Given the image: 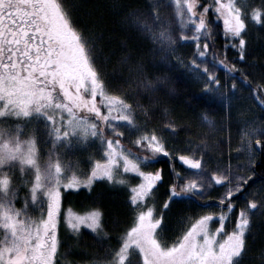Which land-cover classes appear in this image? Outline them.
I'll list each match as a JSON object with an SVG mask.
<instances>
[{
  "label": "snow or ice",
  "instance_id": "6c2138e0",
  "mask_svg": "<svg viewBox=\"0 0 264 264\" xmlns=\"http://www.w3.org/2000/svg\"><path fill=\"white\" fill-rule=\"evenodd\" d=\"M162 7L170 12L157 11ZM152 16L145 30L163 45L165 60L203 76L204 90L222 98L224 89H239L235 79L222 84L216 66L238 74L264 110V83L249 79L227 57L232 48L239 61L247 60L250 22L264 25V0H167ZM213 36H223L222 50L213 46ZM177 39L195 45L187 63L175 53ZM94 48L61 0H0V264H58L62 222L74 233L82 226L96 233L105 251L91 264H133V257L138 264H243L253 215H264V167L257 165L264 160V121L248 124L243 133L246 160L207 171L208 142L194 155L186 154L191 142L185 150L174 147L176 121L150 127L149 110L112 89ZM136 71L143 77L141 66ZM138 83L156 88L146 77ZM204 120L215 127L207 115ZM40 144L47 146L44 155ZM93 144L99 158L86 159L83 170L80 160L61 151ZM104 181L129 193L130 215L122 227L116 222L115 234L107 232L98 208L83 215L62 212V190ZM165 184L166 198L158 201ZM213 186L223 189L215 207L207 202ZM198 198L205 201L202 211L180 235L163 240L170 206Z\"/></svg>",
  "mask_w": 264,
  "mask_h": 264
},
{
  "label": "trees",
  "instance_id": "16d2710c",
  "mask_svg": "<svg viewBox=\"0 0 264 264\" xmlns=\"http://www.w3.org/2000/svg\"><path fill=\"white\" fill-rule=\"evenodd\" d=\"M61 2L95 44L94 54L112 89L126 96L129 103L138 100L149 110L146 120L150 127L158 128L169 119H174L179 125L174 147L185 150L191 142L192 151L186 154L192 155L196 146L207 141L209 144L206 149L209 153L207 160L213 163H224L234 155L239 137L236 113L208 98L206 92L184 70L161 65L153 55L150 42L126 22V12L141 7L146 0H61ZM253 3H258V0H254ZM218 23H221L222 27V22ZM212 40L216 50H222L223 36H213ZM247 40V60L239 61L236 50L232 48L227 50L228 60L246 71L249 79L256 83H264L259 79L264 75V25L250 24ZM217 58L224 59V56ZM137 66L143 68V77L156 81L155 90L145 89L138 83L143 77L136 71ZM219 70L220 75L227 73L235 82H241L238 74L232 76L220 67ZM158 77L166 79L157 81ZM205 115L212 119L217 129L213 131L206 128ZM141 116L143 123V114ZM257 165L264 167V160L258 159ZM164 193L165 191H162L157 195L158 200L164 199ZM219 193L220 190H216L209 196L207 202L213 207H215L213 201ZM128 194L126 189L113 187L106 181L96 182L90 190L64 192L62 205L65 209H74L79 213L100 209L107 232L115 234L116 222L119 221L122 227L130 215ZM203 203L205 201L198 198L172 204L165 213L161 238L171 241L180 235L189 225L190 219L202 211ZM60 239L58 264H91L93 260L103 258L105 248L98 241L96 233L84 229L70 237L61 234ZM246 239L248 252L243 264H264L262 256L264 222L252 228Z\"/></svg>",
  "mask_w": 264,
  "mask_h": 264
},
{
  "label": "rangeland",
  "instance_id": "374dc122",
  "mask_svg": "<svg viewBox=\"0 0 264 264\" xmlns=\"http://www.w3.org/2000/svg\"><path fill=\"white\" fill-rule=\"evenodd\" d=\"M166 2H167V0H146V2L143 5H141V7L137 8V9H130V11H127L126 15H125V20L129 25H131V27L133 29L138 31L142 37H144L146 40H148L150 42V44L153 47V55L157 58V61L161 65L165 66L166 68H174V69L184 70L186 72V74L189 75L197 84H199V86L201 87V89L204 92H206L208 98H210L213 101L218 102L225 109L233 110L236 113L237 124H238L237 126H239V129H238L239 132L237 134L239 137H238V144L236 146L234 155H232V157H229V159L224 163H216V162L213 163V162H211V160H209V159L207 160V157H206L205 159H206L207 163L204 164V167L207 171L216 170L217 168H224L229 164H231L232 166H235L238 161L243 162L247 158V153L245 152V149L243 146L244 145L243 133L246 131L247 125L253 124V123L258 125L261 121H264V110H262L260 108V106L257 104V102L251 97L250 89L246 85H244L242 82L236 81V84H237L238 89H239L238 92L234 93L231 91L230 88L224 89L228 93V95H227V97L222 98L214 92H207L204 90L203 81L205 78L203 76H197L194 73V71L191 70L190 68H186L183 65L178 64V63H173V61L171 59L165 60L163 58L164 55L166 54L165 51H162L163 45H161L158 40L153 38L150 31L145 30V25H148V26L152 25V23H153L152 12H153V9L155 8V6L158 4H160V5L165 4ZM246 2L253 3L254 0H246ZM157 11H160V12L167 14L170 12V9L162 7V8L157 9ZM253 23H255V22H250V24H253ZM174 27H178V25H175ZM214 28H215V26H214ZM187 34L191 35V33H187ZM173 36H174V38L178 37V32L174 31ZM195 51H196L195 45L191 42V40H188V41H183V40H179V39L176 40L175 53L181 59H183L185 61V63H187L191 58H193L195 56ZM209 56H211V52L209 53ZM209 67L212 68L213 65L209 64ZM216 71H217V75L219 76L220 70H219L218 65L216 66ZM220 77H221L222 84H227V85L231 84L232 79L230 77H228L227 73H225V74L223 73L222 75H220ZM204 124L206 125V128H208L210 130L214 131L215 129H217V125L215 123H214L215 124L214 128L209 127L207 121H205V120H204ZM39 146L41 148V154L44 155L45 149L47 146H45L43 144H40ZM127 146L129 148H132V145H130V144ZM133 150L135 151V149H133ZM61 151H67L69 157L72 160H80L81 163H80L79 167L82 170L87 167V165L84 163V161L86 159H88L89 157L99 158V149H98L96 144H93L90 146L79 145V146L72 148L70 151L64 150V149H62ZM204 151H207V150L204 149ZM194 154H196V153H194ZM194 154H192V155H194ZM180 170L182 172H184L183 168H180ZM185 174L190 175L192 173L189 172V173H185ZM108 183H111V182H108ZM111 185L113 187H116V188H124V189H126V191H128L125 186L120 185L118 183H111ZM166 187H167L166 184L161 186L157 195L160 194L162 191L164 192ZM91 188H88L87 186L82 185L79 189H64V190H62V197H63V193L66 191H72V190L78 191L80 189L90 190ZM216 190H218V191L220 190V193L223 192L222 188H219L218 186H213V188L211 190H209L208 196H210V194L212 192H215ZM165 198L166 197H164V199ZM157 200H158V198H157ZM158 201H160V200H158ZM68 210H71V211L78 213V214H81V215L87 213V212L79 213V211H76L74 209L73 210L72 209H65L62 205V212H66ZM88 212H90V211H88ZM33 215H38V212H33ZM252 219H253L252 228H254L259 223L264 222V215H261L259 212H256L253 215ZM226 227L229 230H231V227H232L231 221H226ZM84 229H86L90 232H93L91 229H88L85 226H82L80 231L84 230ZM79 232L74 233L71 231L70 228L67 227L66 224H64L63 222L61 223L60 236H61V234H64L66 237H70L72 234H74V235L79 234ZM93 233H95V232H93ZM262 254H263L262 255L263 259H264V252ZM137 263H138V259L136 257H133V264H137Z\"/></svg>",
  "mask_w": 264,
  "mask_h": 264
}]
</instances>
